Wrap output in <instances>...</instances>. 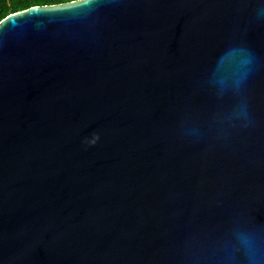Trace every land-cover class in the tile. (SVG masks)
Returning <instances> with one entry per match:
<instances>
[{"label":"water","instance_id":"1","mask_svg":"<svg viewBox=\"0 0 264 264\" xmlns=\"http://www.w3.org/2000/svg\"><path fill=\"white\" fill-rule=\"evenodd\" d=\"M0 264H264V0L2 18Z\"/></svg>","mask_w":264,"mask_h":264},{"label":"trees","instance_id":"2","mask_svg":"<svg viewBox=\"0 0 264 264\" xmlns=\"http://www.w3.org/2000/svg\"><path fill=\"white\" fill-rule=\"evenodd\" d=\"M72 0H0V20L12 12L26 9L33 5L58 4Z\"/></svg>","mask_w":264,"mask_h":264}]
</instances>
